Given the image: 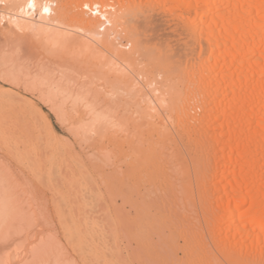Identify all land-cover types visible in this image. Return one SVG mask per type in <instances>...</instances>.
Returning <instances> with one entry per match:
<instances>
[{
  "label": "bare ground",
  "instance_id": "6f19581e",
  "mask_svg": "<svg viewBox=\"0 0 264 264\" xmlns=\"http://www.w3.org/2000/svg\"><path fill=\"white\" fill-rule=\"evenodd\" d=\"M0 1L13 10L7 26L12 34L39 33L48 39L45 45L77 44L88 53L96 43L109 50L100 90L91 79H76V69L73 78L70 71L60 73L44 63L33 66L27 78L61 118L71 119L79 140L90 145L109 140L121 161V203L106 206L90 171L63 147L47 116L13 93L32 118L24 131L26 167L52 189L56 215L50 219L32 199L17 200L0 175V247L10 248L14 235L25 243L14 264H110L108 239L116 236L135 244L137 264L165 259L185 264L171 255L180 248L192 251L187 264H264V0H61L54 17V0H34V9L28 0ZM152 8L181 27L167 35V44V36H160L161 44L157 32L160 44L148 41L155 35L145 28L154 20L148 15ZM87 9L98 18L87 17ZM99 23L117 33L120 27L132 49L116 47L110 33L98 30ZM62 24L84 32L86 39ZM22 45L7 49L19 52ZM15 56L0 59L13 69ZM9 77L16 86V78ZM100 98L105 111L96 102ZM4 250L1 257L10 249ZM209 252L218 257L206 259ZM2 259L0 264H11Z\"/></svg>",
  "mask_w": 264,
  "mask_h": 264
},
{
  "label": "rangeland",
  "instance_id": "374dc122",
  "mask_svg": "<svg viewBox=\"0 0 264 264\" xmlns=\"http://www.w3.org/2000/svg\"><path fill=\"white\" fill-rule=\"evenodd\" d=\"M48 1H53V0H48ZM56 1L54 0L53 2H51V7L53 8V12L51 14L52 17L56 16L55 10L58 9V6L61 3V0L60 1L56 0ZM68 7H69L68 10L71 9L70 6H68ZM157 9L154 8L152 10V12L150 11L151 13L148 12V15L150 14L149 17L151 15L153 16V17L151 16L150 18L154 19V20H151L152 21L151 24L152 23H154V24L151 25L150 20L148 19V25H147L148 28L145 27L146 31L148 30L150 34H151V32H153V33L157 32L159 37L160 36L164 37L167 35H173V34H170L171 32H174V33L175 32H177V33L181 32L180 25H177V26H179L180 29H178L176 26L177 22H175L176 24H174V23L170 24V22L172 21L170 18V15H167V13H165V12H164L165 13L164 14L163 11H161V10H158L159 11L158 12ZM86 11H87V13H86L87 17L98 18V16H97L98 14H94V13L92 14L88 9ZM12 13H13V10L11 9L10 5L9 4L6 5V3L4 4L0 1V53H1V50L2 51L4 50L2 55L5 54L7 57L6 58L3 55L4 56V58H3V56L0 55V58H3V59L6 58L10 61L11 59H9V58H12V54L15 56V53H17L15 58L17 59L18 58L17 55L19 54L18 56L20 58V63L24 64V65H22V66H24L23 68H25V66H26V69L29 68L30 70H28L29 72L26 71V69H25V71H22L23 68L20 65H18L19 64L18 63L19 58L17 59L18 62H15L16 59L13 58V60H12L13 69L7 68V66L10 65L11 62L8 65L6 64L7 65L6 66L4 63L7 60H3L4 61V63H3L2 59H0L1 60L0 61V172H1L0 175L5 176L7 178L6 179L5 177H3L4 180L6 179V181H5V185L7 184L6 187L8 188L9 191H11L12 193L15 194L17 200H19L20 202L23 200L22 201V203L24 202L23 204H25V202L29 203L28 201H25V200L32 199L35 202L34 204H32L34 207L38 206V209L41 210L42 212L44 209H46L43 212L44 214L46 212V214H45L46 216L48 215L49 218L51 217L50 219H52L54 216H55L54 219L56 218V215L54 214L55 213L54 209L52 208L54 204H51V202L54 203V195H53L52 189L50 187H48L46 184H44L43 182H41V181L39 182L32 175V173L28 170V168L26 167V164H25L26 163L25 162L26 161V157H25V152H26L25 151L26 150L25 136H26V132H24V131L27 128V124L32 121V118L29 114L26 113L25 108L23 107L21 100L19 98H17L16 95H13V93H14L17 95L19 94V97L28 99L30 102L34 103L36 106H38L40 108L42 113H44L47 116L50 124L52 125L53 130L55 131L56 135L60 138V142L63 145V147L65 149L68 148V149L72 150L73 153H75L82 160V162L85 164V167L90 171V174H91L92 179H93V184H95L93 186H96L95 188L99 189L98 191L100 192V194H102V197H101L103 199L102 201L105 202L103 204L111 207V206H113V203H115V204L121 203V198L119 195L120 177H121V166H120L121 161H120L119 156H118L117 146L114 145L112 142H109V140H106L103 142L104 144L101 143L99 145L98 144L90 145L89 143H86L84 141L79 140L75 136L72 129L70 128V120L71 119L70 118H61L56 113V111L52 108L50 103L48 101H46L47 99H42L38 96L37 91H35L33 88L31 80L28 79V78L31 79L30 71H33L34 67L38 66L37 64L40 65V64L44 63V64H47L48 66L49 65L52 66L53 69L56 68V71L58 69L60 71V73H62V71H63V73L67 74V72L70 71L69 72L70 75L71 74H72V76L75 75V77H73V78H76L78 75V78H76V79L80 80L81 82H83L84 79L86 80V78H87V81L90 82V79H91V81L93 80L95 83L92 81L89 84L92 85V83H94V86L98 85V86H96V88H98L100 90V88H102L101 84L102 83L104 84V82H105L104 70H106L108 68V66L105 64L106 63L105 60L107 57H111L112 55L110 54L109 50L107 51V49L105 47L101 46L100 44L96 43L97 44L96 45L95 42L94 43L92 42L91 44L92 45L95 44V45L89 48V50L93 47L95 48V49H91L92 55H93L92 56L91 50L89 51L87 49L90 53L89 54L88 52H86L84 50L85 48H83V50H82L81 49L82 47L80 48V46L77 44L76 45H72V44L66 45V44L59 43V45H58V43H57L55 46L52 43H49V45H51V46L45 45V44H48V42H47L48 39L46 40L44 38L45 37L44 35H42L44 37H41V34H39V33H35V34L34 33L29 34L28 33L29 37H31V38L27 37L28 34H26V33H25L26 36L23 33H16L15 34L14 31H13L14 34H12V32H11L12 30H10L11 25H10V21H9L12 17ZM37 13H38V10H37V12H35L33 14L34 19H37L39 17V15ZM155 17H156V19H155ZM168 17H169V19H166ZM140 19H142V17H140ZM102 20H101V22H102ZM169 20H171V21H169ZM67 21L68 20H66V22ZM142 21L144 23V17H143ZM142 21L141 22L138 21V23L140 24V23H142ZM153 21H155L156 23ZM159 22H160V24L161 23L163 24L166 22V24H164L165 27H166V25L168 26L169 24L172 28L174 27V25H175V27L172 29L171 27L168 26L171 30L168 27H167V29H164L165 27L162 24L160 25ZM143 23L141 25H143ZM8 25L10 28L7 27ZM105 25H106V27H105ZM105 25H102V23H99L98 30L101 33H108V34L110 33L109 38L111 36V38L113 40L111 38H110V40H112L113 44L115 45L118 43L117 44L118 46L115 45L116 47L120 46L121 50H124V51H126V50L129 51L130 48L132 49V46H130L128 37L127 36L125 37V35H124V37L126 38L125 39V38H123V32H122V34L120 33V27L118 29L119 33H117V31L114 32L110 29L111 25H109L108 23H105ZM108 25L110 26V28ZM153 25H156V26L153 27ZM62 26H64V28L66 26V29H70L71 31L74 30V31H72V35L74 34L75 36L76 35L80 36L82 34L83 37H81V36L80 37L86 39L85 38L86 35L84 34V32L82 33L81 31L77 30V28L75 29L70 25H68V27H67V24H62ZM69 26H70V28H69ZM159 26H161V27L163 26L161 30L165 31L164 33H163V31L158 30V28H160ZM105 28H107V29H105ZM141 28H143L142 29L143 31L145 30L144 27H141ZM149 28H151V29L149 30ZM154 28H156L157 31H156V29L154 30ZM108 29L110 32L106 31ZM9 30L11 33L9 32ZM5 31H8V32L6 33ZM146 31H145V33H146ZM148 31H147V34H149ZM158 31H161L162 33L158 32ZM3 32L6 34H4ZM166 32L168 34H166ZM182 32L184 33L183 30H182ZM153 33H152V35H153ZM115 34H116V36H114ZM13 35L15 36L14 38H13ZM156 35L157 34L153 35V38L150 35V38H152L153 40L152 39L148 40V37L147 38L144 37V38L148 41H151V42L153 41V44H155L159 38L158 36L156 38ZM23 36H24V38H23ZM113 36H114V38H113ZM145 36H147V35L145 34ZM162 37H160L159 40L165 38V37L164 38H162ZM168 37L169 36H167V39H164L165 43H166V41H168L170 39ZM174 37H177L179 40L180 35L174 34ZM174 37H173L174 40L173 39H171V40L176 42L177 38H174ZM34 38H37L40 41H37ZM9 39H10V41H9ZM41 39L43 41H41ZM13 40H17V41L13 42ZM12 42L15 45L13 48H15L16 46L18 47V45L20 46L21 43L23 44L20 47L19 52L14 53V51H13V53H12V51H10L11 49L8 50L10 48V45H13ZM15 43H17V44H15ZM32 43L34 44V46L32 45ZM160 43L165 44V43H163L162 40L160 41ZM160 43L158 41L156 44H160ZM170 45H173V42H171ZM17 47L15 49H13L12 47L11 48L15 51L16 50L18 51L19 49ZM96 48H98V49H96ZM5 49H7V50H5ZM22 50H23V52H22ZM93 50H94V52H93ZM128 51H126V52H128ZM5 52H7V53H5ZM8 53L11 54V57ZM7 55H9V56H7ZM20 55H21V57H20ZM94 55H96V56H94ZM97 56H98V58H97ZM107 59H109V58H107ZM13 61H14V63H16L15 68H14L15 64L13 63ZM6 63H9V62L7 61ZM104 64H105V66H104ZM17 65L20 67H18ZM4 66H6V67H4ZM52 67H51V69H52ZM6 68H7V70H6ZM17 68H19L17 70L18 72L16 71ZM31 68H33V69L31 70ZM75 69L78 70L79 72L76 71ZM12 70H13V72L16 71L17 73H19V70H20V72L22 71L21 74L19 73L21 75V79H20L19 74H16V72H15V74L13 73L14 76H12V72H11ZM59 71L57 73H59ZM89 71H91V73H88ZM6 72H11V74L9 73V76L11 78L9 76H7L8 73H6ZM74 72H78L81 75L80 74L76 75V73H74ZM22 73H23V77H24V75L26 78L28 76V78H27L28 85H25L26 80H25V82L23 81L25 78L22 77ZM28 74H30V75H28ZM16 75H18V77H16ZM8 77L10 79L16 78V79H14V81H16V83H17V81H19V82L21 81L20 85L14 83L16 85V86H14L12 84L13 82H11V81H9L10 82L9 83L7 81ZM79 77H80V79H79ZM18 78L20 80H17ZM99 92H97V93H99ZM92 94L94 95V93H92ZM99 94H101V93H99ZM101 99L102 98H100V100L96 99V102L98 103V105L100 104V102H101V105L102 104L104 105V102ZM103 105L101 107L99 105L98 107L101 108L102 110L104 109V111L107 110V109H105L106 107ZM114 113L117 114V111L115 110ZM89 117H90V115H88V114H87V116L85 115L86 119ZM35 139H34L33 143H35L34 146L37 143V145L35 146L36 151L39 150L38 153L42 152L40 144ZM101 145L104 148H102ZM107 156H109V157H107ZM26 187H27V189H26ZM28 188H29V191H28ZM24 190L28 191L27 193H29L31 190V193L27 196L23 195V194H26V192ZM31 194L32 195L34 194V196L32 197ZM32 200H30V201H32ZM32 202H30V203H32ZM40 207H43V208H40ZM47 211H48V213H47ZM14 237L16 240L12 241L13 243L10 246V248H7L8 243L6 244L5 248L0 247V252H2V250H4V249H6V250L10 249L11 250V251L9 250V252L6 251L7 252V254H5V255H7L6 257L3 256L5 258V261L8 260V261H10L11 264H14L16 262L15 260H18L17 262H19L20 256L22 259V255L20 253L24 249V247L22 248V246H25L24 245L25 243L21 244V242L17 241L19 239V237H17L16 235H14L13 238ZM108 240H109V242H111L110 247L107 248V258L110 261V264H120L121 263L120 261L122 260V258L124 259V257H126V259H128L129 264H137L138 250H137V248H135L134 243L127 245L126 240L122 239V237H120V236L111 237ZM14 242H16V243L14 244ZM17 243H19L21 246L18 247ZM181 243H182V241H181ZM181 249L182 248L176 249L174 252H172L171 255H173L174 261L181 259L180 261L184 260L185 264H187L188 260L191 261L190 259H192L190 256L192 254V251L186 250V249L181 250ZM2 253L4 254V252H2ZM214 253L216 254V257H218V254L216 252H214ZM11 254H13V255H11ZM215 254H213L212 252H209L208 255L206 256V259H215V256H214ZM2 255H0V259L3 258V257H1ZM12 257H14V258H12ZM12 260H14L15 262H13ZM165 260H167V262L161 263V264H170V262L168 263V261H171V260H169V259H165ZM180 261H178V262H180Z\"/></svg>",
  "mask_w": 264,
  "mask_h": 264
},
{
  "label": "snow or ice",
  "instance_id": "6c2138e0",
  "mask_svg": "<svg viewBox=\"0 0 264 264\" xmlns=\"http://www.w3.org/2000/svg\"><path fill=\"white\" fill-rule=\"evenodd\" d=\"M27 6L30 9H34L36 7V4H35L34 0H28V5ZM43 11L44 12H48L49 11L48 7L47 6H44L43 7Z\"/></svg>",
  "mask_w": 264,
  "mask_h": 264
}]
</instances>
